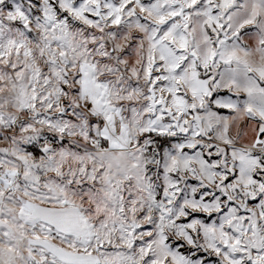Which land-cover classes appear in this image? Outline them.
I'll return each mask as SVG.
<instances>
[{
	"label": "snow or ice",
	"instance_id": "obj_1",
	"mask_svg": "<svg viewBox=\"0 0 264 264\" xmlns=\"http://www.w3.org/2000/svg\"><path fill=\"white\" fill-rule=\"evenodd\" d=\"M0 264H264V0H0Z\"/></svg>",
	"mask_w": 264,
	"mask_h": 264
}]
</instances>
